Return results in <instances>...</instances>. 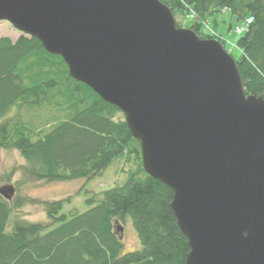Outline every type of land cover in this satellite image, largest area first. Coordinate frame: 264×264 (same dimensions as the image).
Listing matches in <instances>:
<instances>
[{
    "label": "water",
    "instance_id": "water-1",
    "mask_svg": "<svg viewBox=\"0 0 264 264\" xmlns=\"http://www.w3.org/2000/svg\"><path fill=\"white\" fill-rule=\"evenodd\" d=\"M0 22L124 114L145 173L174 192L186 264H264V98L218 41L160 0H0Z\"/></svg>",
    "mask_w": 264,
    "mask_h": 264
},
{
    "label": "trees",
    "instance_id": "trees-1",
    "mask_svg": "<svg viewBox=\"0 0 264 264\" xmlns=\"http://www.w3.org/2000/svg\"><path fill=\"white\" fill-rule=\"evenodd\" d=\"M160 1L178 28L191 19L187 29L201 40L218 41L226 52L221 36L204 33L209 18L229 10L240 22L252 19L239 34L236 47L241 56L235 61L246 94L264 98V0ZM42 109L50 114L44 128L36 129L21 118L23 110ZM121 113L74 80L64 60L49 54L38 39L0 40V149L15 150L25 161L4 176L11 183L21 174L16 192L29 182L89 183L126 157L139 163L123 186L91 194L85 213L62 214L71 198L32 201L42 205L49 223L15 219L8 232L14 212L28 200L19 195L9 202L0 196V264H186L190 247L171 209L174 192L145 173L140 143L132 137L125 116L118 120ZM128 218L141 248L123 254L119 227Z\"/></svg>",
    "mask_w": 264,
    "mask_h": 264
},
{
    "label": "rangeland",
    "instance_id": "rangeland-1",
    "mask_svg": "<svg viewBox=\"0 0 264 264\" xmlns=\"http://www.w3.org/2000/svg\"><path fill=\"white\" fill-rule=\"evenodd\" d=\"M191 23L192 20L188 19L184 21L183 27L187 29L190 27ZM244 28L245 21H238L229 10H226L213 14L209 18L208 24L204 27L203 31L206 35L215 37L221 36V39L226 42V49L228 53L235 60L239 59L241 56L240 50L236 47V43L241 37L239 34H237V30ZM23 36L25 35L17 31L8 22H0V40L8 38L12 42H16ZM15 113V110L12 111L10 117H13ZM20 115L25 123L36 129L44 128V123L50 116L47 109L34 112L23 110L21 111ZM117 118L118 120L124 119V114H119ZM24 164V159L17 151L0 149V188L7 185H12L15 188L16 182L22 179L21 174L18 173L13 178L11 183H7L4 180V176L11 169L20 167ZM138 168L139 163L137 161L126 157L121 160H116L101 177H98L89 183L83 180H75L64 183L29 182L24 184L20 187L18 192H15L14 197L16 198L17 196L21 195L22 198H25L28 201L25 202L26 204L23 208L14 212L10 220L8 232H11L15 219H21L28 223H49L46 212L42 205L31 203L32 201H59L71 198V204H65L62 214H82L89 210L86 200L87 198L91 197V194H100L112 188L123 186L128 180L129 174L136 172ZM140 177L144 178L145 175L141 174ZM14 197L13 200L15 199ZM123 228V254L140 250V240L130 218H128Z\"/></svg>",
    "mask_w": 264,
    "mask_h": 264
},
{
    "label": "built area",
    "instance_id": "built-area-1",
    "mask_svg": "<svg viewBox=\"0 0 264 264\" xmlns=\"http://www.w3.org/2000/svg\"><path fill=\"white\" fill-rule=\"evenodd\" d=\"M251 23H252V19L247 20V22L245 23V28L244 29H238L237 34H242Z\"/></svg>",
    "mask_w": 264,
    "mask_h": 264
}]
</instances>
